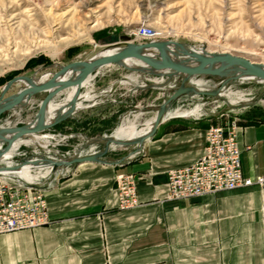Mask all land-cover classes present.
<instances>
[{
  "label": "crops",
  "instance_id": "obj_1",
  "mask_svg": "<svg viewBox=\"0 0 264 264\" xmlns=\"http://www.w3.org/2000/svg\"><path fill=\"white\" fill-rule=\"evenodd\" d=\"M120 66L107 65L101 74L107 83L97 101L100 107L126 106V95L142 89L144 74L130 69L120 75L110 69ZM125 85L127 89L119 92ZM81 108L39 135L57 136L71 131L73 125L77 128L82 122L77 116ZM247 118L238 123L242 170L244 176L255 179L264 176V114ZM85 121L90 123L91 117ZM211 123L206 117H167L140 152L122 157H107V153L103 157L107 162L59 169L55 179L44 182L51 221L0 233V264H264V185L167 199V172L189 166L204 154ZM28 138L18 140L20 144L6 161L22 158L19 150L33 151L28 146L37 141ZM46 138L50 137L42 135L43 145ZM123 172L138 176L139 204L128 209L119 208L116 179Z\"/></svg>",
  "mask_w": 264,
  "mask_h": 264
},
{
  "label": "rangeland",
  "instance_id": "obj_2",
  "mask_svg": "<svg viewBox=\"0 0 264 264\" xmlns=\"http://www.w3.org/2000/svg\"><path fill=\"white\" fill-rule=\"evenodd\" d=\"M143 25L159 32L158 39L205 46L211 52H228L264 63V0H0V77H8L9 81L37 71V76H42L44 80L50 77L48 72L58 69L50 67L51 64H67L90 58L103 49L100 40L112 33L128 35L136 42H146L134 34ZM43 58H46L45 62L38 63L37 60ZM31 60L35 61L27 66ZM105 67L98 74L100 76L95 84L93 80L90 82L93 85H86L81 90L82 94L93 96L92 99L83 98L80 101L83 108L77 116L82 122L77 128L73 125L67 133H56V140L48 142L47 139L46 151L54 148L73 149L72 145L89 151L91 148L103 151L109 146L107 157L140 152L142 146L108 144L105 137L112 135L124 120L135 119L139 127L144 126L146 120L157 115L159 106L178 86L180 79L162 86L165 77L139 72L144 74L140 83L142 89L133 96L126 95L129 104L119 107L104 104L100 107L97 101L105 92L107 83L105 76H101ZM122 67L110 69L115 74L129 73L130 69ZM145 77L149 79L145 80ZM262 83L256 79L236 80L221 91V96L194 95L175 102L171 109H191L199 105V113L186 117H206L212 123L220 124L232 120L239 123L251 114H264ZM206 84L205 88L209 90L216 86L213 80L206 81ZM23 87V82H16L7 95ZM126 89L127 85L121 86L118 91L123 93ZM46 93H36L32 104L24 110L3 114L0 126L21 125L32 120ZM66 96L67 90L58 94L53 101L61 103ZM13 113L19 115L13 116ZM8 114L12 117L10 121ZM89 117L91 122L83 123ZM66 134L68 138H64ZM69 134L72 137L69 138ZM43 143L32 142L28 149L37 148ZM42 157L49 158L45 154ZM1 163L4 164V161ZM46 171L47 174L44 173ZM32 173L38 175L36 178L40 182H45L52 174H48V170H34Z\"/></svg>",
  "mask_w": 264,
  "mask_h": 264
},
{
  "label": "water",
  "instance_id": "obj_3",
  "mask_svg": "<svg viewBox=\"0 0 264 264\" xmlns=\"http://www.w3.org/2000/svg\"><path fill=\"white\" fill-rule=\"evenodd\" d=\"M102 52L85 59L72 61L67 64H51L58 67L54 72H48L50 77L43 80L37 76V71L32 75H19L7 81L0 91V118L9 111L24 110L32 104L36 93L46 91V96L41 101L34 118L21 125L0 126V172L4 169H15L20 165L1 164L4 153L11 149L12 144L29 135L39 134L52 128L67 119L77 108L81 90L86 83L93 80L101 70L110 64L124 65L128 69L143 72L149 75L165 77L162 86L170 85L173 80L180 79L178 86L167 99L159 106L155 122L149 135L132 141H114L110 136L105 140L109 144L114 142L120 145L142 146L150 138L159 124L167 118L171 106L181 97L186 95H211L221 96V91L240 79H257L264 82V63H257L246 57L228 52H211L205 46L196 47L189 43L172 39L159 38L146 42H136L128 35L112 33L100 40ZM149 50L154 53L149 54ZM127 60H134L141 65L129 67L123 64ZM68 74L66 77L64 75ZM64 76V77H62ZM213 80L216 86L213 90L200 88L194 79ZM16 82H23L24 87L7 95L8 90ZM75 88V93L68 103L66 110H57L51 120H47V108L50 102L61 92ZM109 146L103 151L54 160L44 157L40 161L23 159L22 163H40L52 168L51 180L56 178L59 169L83 162H107L103 159ZM33 189H46L47 183H30Z\"/></svg>",
  "mask_w": 264,
  "mask_h": 264
},
{
  "label": "built area",
  "instance_id": "obj_4",
  "mask_svg": "<svg viewBox=\"0 0 264 264\" xmlns=\"http://www.w3.org/2000/svg\"><path fill=\"white\" fill-rule=\"evenodd\" d=\"M134 34L147 41L159 37V32L149 29L147 25L139 27ZM238 128L239 125L236 120L228 121L225 124L211 123L206 131L204 154L189 166L173 168L167 172L169 186L167 199L191 198L254 184L264 185V176H257L253 179L243 174ZM44 136H49V139L54 140L56 135L44 134ZM70 137L72 135L69 134ZM64 138H68L67 134L64 135ZM59 143L57 142V144ZM46 145L34 148L33 151L19 150L18 155L22 158L15 161H3L5 164L22 166L25 164L22 163L23 159L41 162L44 154L51 159L62 160L96 152L92 148L89 151L72 145L73 149L54 148L46 151ZM41 148L45 150L44 153H42ZM31 170H49L48 174L52 172L50 166L42 163L32 166ZM1 172L0 233L49 223L51 219L44 189H33L29 187L30 183L21 180L14 173L5 175ZM137 180L138 176L134 172L118 174L116 184L120 194V209L132 208L139 204ZM34 183L43 184L44 182L37 179Z\"/></svg>",
  "mask_w": 264,
  "mask_h": 264
},
{
  "label": "bare ground",
  "instance_id": "obj_5",
  "mask_svg": "<svg viewBox=\"0 0 264 264\" xmlns=\"http://www.w3.org/2000/svg\"><path fill=\"white\" fill-rule=\"evenodd\" d=\"M101 52H102V50L99 51L98 53H101ZM98 53H96V54H98ZM148 53L149 54L154 53V50H149ZM95 55H93V56H95ZM93 56H91V57H93ZM123 64H125L129 67H137V66L141 65L139 62L134 61V60H127ZM67 75L68 74H66L64 76L66 77ZM64 76H62V77H64ZM194 82L200 88H205V86L207 85L203 79H194ZM260 82H262V81H260ZM87 84H89V82L86 83L85 86ZM74 93H75V88H70L67 90V96L63 102H61V103H58V102L55 103L54 101L50 102L48 105V108H47V120L53 119V117L55 116L58 109H60L61 111L66 110L68 107V103L71 100V98L73 97ZM81 95H82L81 97H84L85 99H92V97H93L89 93L84 94V95L81 93ZM231 102L233 103V100H231ZM81 106H82V104L78 100L77 107H81ZM199 111H200L199 105H196L195 107H193L191 109L175 108V109H170L168 111L167 117L168 118L172 117V116L186 117L189 115L197 114V113H199ZM136 117H137V115H136ZM155 118H156V115H155V117H152L151 119L146 120L144 123V126H142V127H139V125L136 123L135 119H128V120H124L123 122L121 121L122 123L117 128H115L111 137L114 141H132L135 139H139L141 137L146 138L153 128ZM27 137H29L27 141H38L39 142V141H41L42 135L32 134V135H29ZM19 144H20V141H18V140L15 141L12 144L11 149L4 153L2 160L5 161V160L9 159V157L12 156L14 149H16ZM32 166H34V164L29 162V163L23 164L22 166H19L18 168H15V169H4V170H2L1 173L5 174V175L14 173L18 178L25 181L26 183H34L37 180L36 177H38V175L32 173V170H31ZM48 172H49V170H48ZM44 173L47 174V171Z\"/></svg>",
  "mask_w": 264,
  "mask_h": 264
},
{
  "label": "trees",
  "instance_id": "obj_6",
  "mask_svg": "<svg viewBox=\"0 0 264 264\" xmlns=\"http://www.w3.org/2000/svg\"><path fill=\"white\" fill-rule=\"evenodd\" d=\"M45 60H46V58H43V60H37L38 61V63H41V62H45ZM35 60H31L28 64H27V66H30V64L32 63V62H34ZM7 79H8V77H0V86L1 85H3L6 81H7ZM60 125V124H59Z\"/></svg>",
  "mask_w": 264,
  "mask_h": 264
}]
</instances>
